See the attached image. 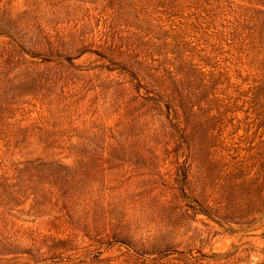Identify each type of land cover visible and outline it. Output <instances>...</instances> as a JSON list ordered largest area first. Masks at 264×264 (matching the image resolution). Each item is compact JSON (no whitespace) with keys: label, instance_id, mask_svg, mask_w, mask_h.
Masks as SVG:
<instances>
[{"label":"rangeland","instance_id":"obj_1","mask_svg":"<svg viewBox=\"0 0 264 264\" xmlns=\"http://www.w3.org/2000/svg\"><path fill=\"white\" fill-rule=\"evenodd\" d=\"M0 264H264V0H0Z\"/></svg>","mask_w":264,"mask_h":264}]
</instances>
